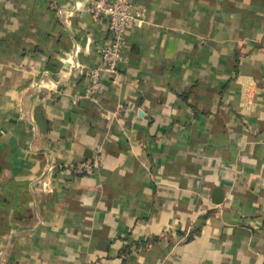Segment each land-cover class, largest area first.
Instances as JSON below:
<instances>
[{"label":"crops","instance_id":"0c3cea01","mask_svg":"<svg viewBox=\"0 0 264 264\" xmlns=\"http://www.w3.org/2000/svg\"><path fill=\"white\" fill-rule=\"evenodd\" d=\"M89 1L0 0V264H264V0H132L93 101Z\"/></svg>","mask_w":264,"mask_h":264},{"label":"built area","instance_id":"2783aa9c","mask_svg":"<svg viewBox=\"0 0 264 264\" xmlns=\"http://www.w3.org/2000/svg\"><path fill=\"white\" fill-rule=\"evenodd\" d=\"M88 11L94 18L106 16L109 21L111 37L101 47L102 63L88 65L84 69V76L89 80L87 88L75 95L76 100H96L98 93L104 87V79H115L119 65L125 60L124 47L126 31L129 25L142 22V10L135 8L132 0H90ZM68 67V66H66ZM70 68V67H69ZM36 84L39 90L47 92L60 90L52 88L53 82L41 76ZM98 166L97 161H82L73 165L77 173H91Z\"/></svg>","mask_w":264,"mask_h":264}]
</instances>
